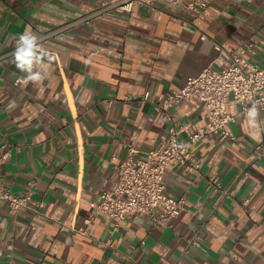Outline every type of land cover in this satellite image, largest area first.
<instances>
[{"label": "crops", "instance_id": "0c3cea01", "mask_svg": "<svg viewBox=\"0 0 264 264\" xmlns=\"http://www.w3.org/2000/svg\"><path fill=\"white\" fill-rule=\"evenodd\" d=\"M100 1L0 0V56L26 29L39 36ZM203 1V20L179 10L159 16L154 3L46 40L55 61L40 86L17 83L24 73L12 56L0 61V153L9 146L0 182L14 196L34 182L28 205L37 209L10 214L0 201V264H264V110L256 127L248 116L229 123L233 142L200 140L198 172L165 168L166 194L185 199L169 226L136 214L110 233L113 222L91 208L113 188L129 144L141 157L166 136L170 122L153 106L167 91L205 66H226L241 45L250 44L247 61L264 63V0ZM226 111L239 106L228 100ZM168 112L182 140L205 122L193 100ZM209 175L230 197L208 196Z\"/></svg>", "mask_w": 264, "mask_h": 264}, {"label": "built area", "instance_id": "2783aa9c", "mask_svg": "<svg viewBox=\"0 0 264 264\" xmlns=\"http://www.w3.org/2000/svg\"><path fill=\"white\" fill-rule=\"evenodd\" d=\"M154 3L161 4L158 9L159 16L173 10H179L199 20L207 16V5L203 0H101L88 12L40 34V41L43 44L46 40L55 39L74 27L92 24L101 16L130 13L134 6L152 8ZM247 46H239L237 53L229 56L226 66L220 69L205 66L196 76L187 78L178 90L167 91L160 105L154 104L153 109L162 112L163 119L170 122L166 136L159 140L151 139L141 157L137 156V150L129 144L125 158L115 167L113 188L102 191L98 201L91 205L96 213L107 216L113 222L110 233L117 230L121 221L136 214L146 216L151 223L160 222L169 226L170 222L185 210V199L173 198L166 194L165 168L174 164L182 172H198L200 168L192 148L200 140L212 135L218 141L233 142L234 137L228 130L229 123L237 116H248L247 113L253 105L258 112L264 110V63L247 61L243 57ZM13 51L1 55L0 61L11 57ZM141 98L148 100V94L144 93ZM188 100L200 104L205 114V122L182 140L177 136L173 115L168 110L179 102ZM228 100L239 106L237 114L227 113ZM2 148L0 166L9 152L7 144H3ZM204 191L209 197L216 194L221 198L230 197L229 191L222 188L215 175L206 178ZM33 192L34 182H29L19 196L11 195L0 182V201L7 204L10 214L20 209L37 213L36 208L28 205ZM195 244L196 239L190 242V245Z\"/></svg>", "mask_w": 264, "mask_h": 264}, {"label": "clouds", "instance_id": "9594fccd", "mask_svg": "<svg viewBox=\"0 0 264 264\" xmlns=\"http://www.w3.org/2000/svg\"><path fill=\"white\" fill-rule=\"evenodd\" d=\"M11 55L15 68L24 73L23 77L18 78V84L26 86L32 83L34 86H40L49 78L55 55L44 49L40 37L31 29H26L18 36ZM14 106L15 103L11 102L10 107ZM247 115L250 126L256 127L258 111L255 105L248 111Z\"/></svg>", "mask_w": 264, "mask_h": 264}]
</instances>
